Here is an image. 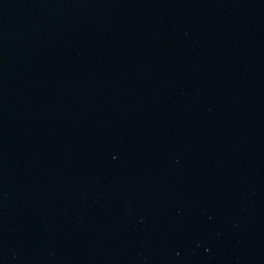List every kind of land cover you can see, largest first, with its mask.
Listing matches in <instances>:
<instances>
[{
	"label": "water",
	"instance_id": "95a60500",
	"mask_svg": "<svg viewBox=\"0 0 264 264\" xmlns=\"http://www.w3.org/2000/svg\"><path fill=\"white\" fill-rule=\"evenodd\" d=\"M0 264H264V0H0Z\"/></svg>",
	"mask_w": 264,
	"mask_h": 264
}]
</instances>
